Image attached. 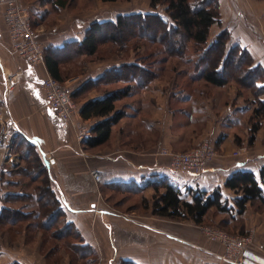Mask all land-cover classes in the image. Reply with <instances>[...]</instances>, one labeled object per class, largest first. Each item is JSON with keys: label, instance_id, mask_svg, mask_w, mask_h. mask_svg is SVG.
Wrapping results in <instances>:
<instances>
[{"label": "crops", "instance_id": "obj_1", "mask_svg": "<svg viewBox=\"0 0 264 264\" xmlns=\"http://www.w3.org/2000/svg\"><path fill=\"white\" fill-rule=\"evenodd\" d=\"M21 1L30 9L45 57L58 62L63 82L76 94L78 122L91 130L102 118L84 119L80 109L85 103L127 87L132 90L117 102L115 112L123 111L125 115L113 126L109 141L95 147L79 143L78 127L48 105L42 89L43 81L52 76L47 64L31 65L13 51L3 19L5 8L0 5V109L4 107L6 116L16 125L7 144L0 147V208L8 212L15 202L33 201L20 207H31L26 215L36 212L46 217L52 215V210L46 208L45 202L55 199L65 217L64 224L61 223L63 229L78 234L76 246L83 261H90L88 256L99 253L104 264H168L169 254L159 262L154 260L157 234L165 237L167 247L172 242L185 256L183 249L192 247L194 264H235L223 259L219 251L187 238L186 224L177 223L180 229L172 232L155 225L152 214L139 221L109 203L123 193L153 196L155 189L149 182L154 180H166L183 192L189 187L210 192L221 186L225 197L232 200L229 193L233 191L224 186L227 178L238 170L258 173L264 166V153L254 159L230 161L236 149L228 129L233 126L235 113L227 106V100L192 96L183 86L149 73L150 70L132 58L122 60L112 54L90 60L98 51L93 55L87 53L82 42L95 32L91 29L93 24L100 23L97 25L102 29L116 26L120 13H73L68 3L60 7L49 0ZM253 52L264 63V50ZM77 68L81 69L79 73ZM134 68L141 69L143 74L136 73ZM8 78L15 85L6 104ZM204 141L210 142L219 154L201 174L174 169L170 157L161 153L166 148L184 151ZM93 171L101 172V181L95 180ZM257 223L254 249L264 256V217ZM247 226V229L255 228L250 223ZM107 249L112 253L106 254ZM1 253L7 264H47L41 252L38 257L43 263L21 255L20 250Z\"/></svg>", "mask_w": 264, "mask_h": 264}, {"label": "rangeland", "instance_id": "obj_2", "mask_svg": "<svg viewBox=\"0 0 264 264\" xmlns=\"http://www.w3.org/2000/svg\"><path fill=\"white\" fill-rule=\"evenodd\" d=\"M49 1L58 2V0ZM66 3H68L69 11L73 13L89 14L97 12L100 15H117L119 13L125 15L122 18L123 25L105 26L99 32L98 54L89 57L90 60L110 57L112 54L120 56L122 60L132 58L150 70L149 73L154 72L159 78L173 81L178 87L183 86L192 96L202 99L216 97L218 100L221 99L220 102L227 100V106H231L235 113L233 126L228 129L232 138V145L236 149L231 153L233 157L230 161L234 163L242 158L254 159L264 153V119L262 120L261 129L256 134L254 143L250 142L251 127L257 120L254 110L258 107V97L264 99V92L258 96L257 90L252 87V78L246 75V67L259 66L264 68L263 61H260V57L253 52L259 49L264 50V0L217 1L221 24L212 26L206 47L215 41L217 35L223 29H227L230 32V39L224 52L220 55H226L232 47L236 46L246 49L251 56L250 58L245 57L246 67L242 66V70L238 72L236 78L233 77L227 85L222 87L209 84L196 76L199 67L204 68V64L200 63L199 60L204 48H206L205 45L196 46L193 42L189 43L185 57L181 58L176 52L175 43L165 38L164 30L167 28L168 23L164 21L170 22L165 12V5H160L154 9L150 5V0H119L112 3L103 2L102 0H66ZM149 13L157 16H146ZM160 33L163 35L161 36L163 38L162 42L149 38L151 35H159ZM142 35L148 36V40L144 39L145 36ZM164 41L167 45L164 44ZM236 56L241 57L240 53H237ZM218 58L213 61V66H218V64L222 66L223 62L220 63V56ZM134 69L136 73L143 74L141 69ZM233 69L234 65L228 67V71ZM80 71L81 69L77 68V72ZM149 73L146 76L150 75ZM260 74L263 77H261L262 79L258 84L263 86L264 74L263 72ZM253 76L256 77L257 75ZM122 86L126 85L122 83ZM195 147L196 145L189 146L184 151L178 152H186ZM155 194L156 192L151 197L145 195L134 197L129 196L128 193H123L116 198H112L109 203L122 213H126L139 221H145L148 219L146 217L152 214L155 216V225L170 229L172 232H178L180 229H178L179 225L177 223L186 224L187 238L196 239L201 246L219 251L221 256L229 251V243L225 237L232 238L236 236L251 237L248 248L261 254L254 249L258 235L257 222L264 217V207L260 203L249 204L246 218L241 217L239 219L213 209L207 215L205 221L198 225L192 220H173L169 218H163L161 221L157 220L159 216L156 217L152 213L151 207ZM234 195H236L234 192L229 193V198L232 199L231 202H233ZM24 203L31 205L34 202L13 203V209L4 212L5 217L0 221V264H7L5 263L7 258L2 255V250L6 253H18L20 250L21 255L36 260L40 259L38 254L41 252L40 254L47 264H98L99 260L100 263L103 262L102 264H104V257L99 253L88 256L90 261H83L80 258L82 252L76 246L77 236L69 230L65 231L63 229L61 226L64 224L63 221L62 224H54L55 226L50 228L42 225L43 228L37 226L38 223H41V219H36L32 214L26 215L31 212V207H20ZM147 204H149L148 207ZM53 221L54 219H51V222ZM249 223L255 225V228L247 229ZM188 228L191 229L190 232ZM167 245L165 237L155 234L153 249L155 262H159L162 256L167 257L169 254L168 264H194L192 247L186 246L183 249L186 253L185 256L181 249L178 250L175 247L174 243L171 242L170 247H167ZM105 252L109 254L112 253V250L107 249Z\"/></svg>", "mask_w": 264, "mask_h": 264}, {"label": "trees", "instance_id": "obj_3", "mask_svg": "<svg viewBox=\"0 0 264 264\" xmlns=\"http://www.w3.org/2000/svg\"><path fill=\"white\" fill-rule=\"evenodd\" d=\"M102 1L112 3L119 0ZM217 1L218 0H150V5L154 9L160 5L166 6L165 12L170 22L167 20L164 21L168 23L167 28L164 30V36L175 43L176 52H178L181 58L185 57L187 45L191 42L196 46L205 45L206 47L212 26L214 24H221L219 12L217 10ZM57 4L63 7L66 5V0H58ZM152 15L156 14L149 13L146 16ZM139 16L142 17L141 14H139ZM146 16L144 15V17ZM123 17H125V15L118 16L116 26L124 24L122 21ZM97 24L100 25V23H95L91 28L93 32H95L90 33L82 42L83 48L91 55L98 51L100 44V40L96 33L102 30V26ZM161 36L163 35L160 33L159 35H151L149 38H152L154 41L157 40L158 42H162L163 38H161ZM147 37L148 36H145L144 39H147ZM229 39L230 32L227 29H223L217 35L215 41L204 48V52L199 60L200 63L202 62L204 64V68L201 66L199 67L196 74L198 78L200 77L207 83L219 87L227 85L229 80L233 77L236 78L238 72L242 70V66H245L246 58H250L251 56L246 49L236 46L232 47L226 55L224 54V56H221L220 54L224 52ZM164 44L167 45L166 41H164ZM237 53H240V58L236 56ZM219 56L220 63L221 61L223 62L222 66H219L220 64H218V66H213V61ZM237 58L238 60H236ZM45 63L52 77L63 81L58 62L52 60V58L45 57ZM232 65H234V69L228 71V67ZM262 72L264 74V68L259 66L246 67V75L252 78V87L257 90L258 96L264 92V85L260 86L258 84L260 79H262L261 77H263L260 74ZM120 73L121 76L124 75L123 68L120 70ZM255 74L257 75L256 77L253 76ZM131 90L130 87L117 90L103 97L92 99L82 106L80 114L84 119L102 118L91 128V135L84 141L85 146L95 147L109 141L113 126L125 115L123 111L115 112L117 102L128 96ZM72 96L74 99L76 94L72 93ZM257 103L258 107L254 110L257 120L251 127V143H254L256 134L261 129L262 120L264 119V99L258 97ZM149 185L153 186L156 192L151 206L154 215L173 220H192L198 225L205 221L207 215L213 209H216L219 213H226L232 218L239 219L243 217L249 204L260 203L264 207V166L260 168L258 173L252 170H238L227 178L224 186L236 194L233 199V205H230V201L225 197L221 186L210 192L191 187L183 192L181 188L174 186L166 180L150 181ZM45 205L46 208L52 210L51 216L45 217L44 215H36V212L31 213L36 219H41V223L37 224L38 226L41 227L42 225L45 227L50 223L60 225L62 221H65V217L61 215L62 209L55 199L51 201L48 200L45 202ZM148 205L149 204H147V207ZM4 212H6V210L0 208V221L5 217ZM51 219H54V221L51 222ZM71 233L76 236L78 235L77 232ZM10 264L20 263L12 262Z\"/></svg>", "mask_w": 264, "mask_h": 264}, {"label": "built area", "instance_id": "obj_4", "mask_svg": "<svg viewBox=\"0 0 264 264\" xmlns=\"http://www.w3.org/2000/svg\"><path fill=\"white\" fill-rule=\"evenodd\" d=\"M0 5L5 8L3 19L13 51L31 65L44 64V48L38 38L37 30L33 26L29 7L21 0H0ZM14 85L15 82L12 81V78H8L6 104L9 101L10 89ZM42 89L48 105L61 118L78 127L77 141L84 143L85 139L90 136L91 130L88 125L77 121L78 106L73 99L69 85L49 76L43 81ZM14 128H16L15 123L6 116L5 108H1L0 147L7 144V139ZM161 153L170 157L171 166L174 169L186 170L194 174L203 173L209 162L218 155L217 149L208 141H204L186 152H174L169 149H163ZM92 174L96 181L102 180L101 172L93 171ZM225 239L229 243V251L222 255L223 259L235 264H264V256L248 248L251 243V237L236 236L232 238L225 237Z\"/></svg>", "mask_w": 264, "mask_h": 264}]
</instances>
